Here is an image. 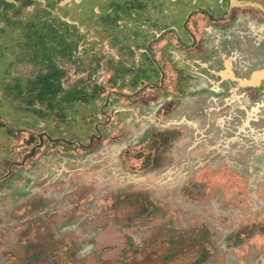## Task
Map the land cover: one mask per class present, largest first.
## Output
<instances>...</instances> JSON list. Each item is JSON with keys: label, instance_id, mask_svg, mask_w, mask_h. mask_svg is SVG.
I'll return each mask as SVG.
<instances>
[{"label": "rangeland", "instance_id": "374dc122", "mask_svg": "<svg viewBox=\"0 0 264 264\" xmlns=\"http://www.w3.org/2000/svg\"><path fill=\"white\" fill-rule=\"evenodd\" d=\"M35 9L31 6L19 16L11 9L4 16L33 21L30 16ZM24 25L14 28L5 47L7 56L11 52L21 56L14 62L24 91L20 95L17 89L7 87L5 94H0V151L7 144L30 147L26 138L32 131L65 132L73 139L80 135V127L93 133L97 122H102L103 138L94 140L93 149L82 157L72 156L75 151L70 147L69 161H57L55 156L46 161L52 182L46 187L48 192L50 187L59 191L66 184L64 191H69L67 201H55L53 208L60 212L47 220V226L40 218L39 224L27 228L34 212L32 201L19 206L18 201L13 202L10 196L2 199L0 194V264H99L93 261L94 254L86 251L93 230L110 221V214L126 227L138 226L135 237L143 241V246L120 264H264V100L262 107L254 105L229 81L224 83L228 89L224 97L232 106L216 108L211 99L218 95L208 88L206 93L202 91L205 86L221 87V80L211 76L213 71L243 73L253 63L228 42L231 31L238 29L194 27L200 48L206 44L209 50L210 56L205 58L176 50L170 37L156 44L153 48L165 73L161 85L151 70L139 79L135 72L112 76L115 70L111 67L101 74L97 70L89 74V69L74 72V67L55 53L52 61L67 72L64 83L79 81L85 87L84 103L64 106L60 98L54 102L56 109L67 111V116L59 117L53 112L45 114V103L34 106L40 115L27 103L32 95L29 84L45 71L46 59L32 60L25 54L33 53V36L35 32L43 34L45 28L35 26L32 34ZM262 27L240 30L254 35ZM220 34L223 39L218 42ZM102 43L103 58L121 56L128 70L131 63L141 64V59L127 55L125 49L119 52L116 46ZM220 56L224 63L218 60ZM6 75V80L12 79ZM126 79L136 83L134 87L118 86ZM136 90V97L123 95ZM7 132H16V138L5 142ZM48 148L66 147L48 144ZM68 179L69 183L65 182ZM88 181L90 185L85 183ZM25 187L28 185L23 184V190ZM91 200L94 203L90 204ZM75 209L86 214L101 211L106 218L89 219L90 214L86 219H74L70 212ZM64 214L70 223L66 235L59 233ZM77 227L87 230H75ZM84 253L87 256L82 258Z\"/></svg>", "mask_w": 264, "mask_h": 264}, {"label": "flooded vegetation", "instance_id": "af4514ba", "mask_svg": "<svg viewBox=\"0 0 264 264\" xmlns=\"http://www.w3.org/2000/svg\"><path fill=\"white\" fill-rule=\"evenodd\" d=\"M31 6L36 7L35 12L30 16V18H35L33 21L14 20L10 17L5 19V13L11 9L15 16H19L22 11ZM62 14L63 16H60ZM46 16L48 18L42 20V17ZM55 16L58 20H53ZM21 23H24L25 30L27 29L32 34V28L35 26L45 28L43 34L35 32L36 36H33L35 38L32 41L35 49L33 53L25 54L32 60L46 59L45 71L36 75L28 89L32 95L27 103L36 109L34 110L36 113L39 111L34 106L45 103L48 108V111H44L45 114L53 112L59 114V117L66 115L65 109L61 111L56 109L54 102L58 98L64 106L71 103H84V85H80L79 81H75L72 85L64 83V76L67 72L52 61L55 53L61 54L62 58L74 67V72L89 69V74L95 72L94 70L101 74L104 72L102 71L104 68L111 67L115 70V74L112 76L130 75L135 72L134 76L136 75L139 79L151 70L158 77L159 85H161L165 73L153 47L166 37L173 39L176 50H184L190 52V55H197L201 58L210 56L209 50L205 47L206 44L205 46L203 44L204 48H200L202 43L199 42L194 31L196 26H203L206 31H210L208 27L238 29L239 33L231 31L233 36L229 37L228 42L233 44L234 48L237 47L244 51L246 57L253 61L244 68L243 73L237 70L230 73L224 69L212 72L211 76L216 75L221 80V87L215 89L205 86L202 91L206 93L205 90L208 88L211 93L214 92L218 95L212 96L213 106L223 108L231 105L229 102L231 100L224 97L228 92L224 83L231 81L238 85L236 91H244L242 97L245 98L247 94L248 101L262 107L260 102L264 100V68H261L264 67V0H217L216 2L215 0H0V84L2 86L0 94L2 93V95L5 94L4 91L7 87L13 90L17 89L20 95L24 91L21 90L22 78H19L18 75L19 68L14 62L21 59V56L14 52L9 53L8 56L5 53L7 38ZM27 24H29L28 27ZM259 24L263 27L258 31L260 33L256 32L257 34L254 35H245L246 33H242L240 30L246 26L256 28V25ZM218 36L217 41L221 42L223 36L221 34ZM102 41L106 42V45L116 46L115 49L119 52L121 49H125L127 55H134L135 59H141V64L134 66L131 63L128 70L129 65L122 60L121 56L114 54L116 59L113 56L103 58L100 53L104 46ZM228 47L230 46L228 45ZM11 57H13V61H8ZM218 60L224 63L223 57L220 56ZM254 66L259 69L253 70ZM227 68H229L228 62ZM7 73L10 75V79L12 78L11 80H6ZM236 77H240V79L235 80ZM207 80L212 83L211 78L207 77ZM130 81L126 79L122 84L118 83V86L134 87L133 84L136 83H130ZM149 85L155 86L156 84L149 83ZM88 88L89 91H92V86H88ZM139 90L123 95L133 98L136 97ZM1 99L5 100L2 96ZM101 123H95L93 133L86 132L80 127V135L73 139L70 138V134L65 132L59 133L50 130L36 133L32 131L26 138L30 147H21L20 144L18 147H11L7 144L3 151H0V194L2 199L10 196L13 202L18 201L19 206L28 200L32 201L30 207H33L34 212L27 228L33 223L39 224L38 219L40 218L42 219L41 224L47 226V220L53 218L55 213L60 212L53 208L56 207V202H64L68 199L69 191H64L68 184L63 185L59 191H54L52 187L49 188L50 192L46 189L52 183L48 179L46 161H51L54 156L57 161L64 162L65 159L69 161L70 153L67 151L70 150V147L75 151L72 156H84L86 151L93 149L94 140L103 138L99 125ZM41 126L45 127L46 124L41 123ZM60 129L63 130L64 127ZM7 133L8 138L3 139L5 142L16 138V132ZM48 144H62L66 148L62 150L49 149ZM76 160L78 161L79 158L72 161ZM69 180H65V182L69 183ZM74 180L76 179L74 178ZM89 182L85 183L90 185ZM23 184L28 185L24 190ZM93 201L91 200L89 203L92 204ZM70 214L74 219L79 220L84 217L86 219V215L90 214L92 217L89 219L106 218L101 211L86 214L75 209ZM66 215L61 217L63 227L59 233L62 235L68 234L70 230L69 217ZM109 217L110 221L104 222L93 230L92 244L86 254L93 253L96 257L93 261L99 264H120V261L124 260L127 255L134 254L142 247L143 241L141 238L135 237L138 233V226L126 227L118 221L112 220L111 214ZM45 228L41 227V229ZM76 229L87 230L82 227ZM56 230L58 229L56 228ZM83 255L85 253L81 255L82 258Z\"/></svg>", "mask_w": 264, "mask_h": 264}]
</instances>
